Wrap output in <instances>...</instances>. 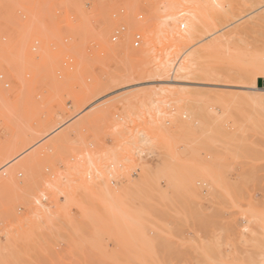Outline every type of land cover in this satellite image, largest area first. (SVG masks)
<instances>
[{"label": "rangeland", "instance_id": "374dc122", "mask_svg": "<svg viewBox=\"0 0 264 264\" xmlns=\"http://www.w3.org/2000/svg\"><path fill=\"white\" fill-rule=\"evenodd\" d=\"M173 1L0 0V264H264V0Z\"/></svg>", "mask_w": 264, "mask_h": 264}, {"label": "bare ground", "instance_id": "6f19581e", "mask_svg": "<svg viewBox=\"0 0 264 264\" xmlns=\"http://www.w3.org/2000/svg\"><path fill=\"white\" fill-rule=\"evenodd\" d=\"M172 2H174V1L172 0ZM182 2L185 5L184 6L183 5H180V6H182L185 9L179 10L178 13L168 12L166 15H164V17L162 19L163 22L161 23L162 25H164V26L167 27V26H169L168 25V22L169 21L176 23V20L178 19V17H180L181 15H185L184 17H182V23H181L180 26H182L183 28H185V26H186V30L182 34H177L176 37L171 36L172 40L174 42L178 43V44L179 43H185V42H188V41H192L196 37V34L198 32H200L202 29H204V27H205L207 9L208 8H214L215 6L217 7V6L220 5L219 4V0H182ZM262 21H264V18L262 19ZM258 24H260V23H258ZM134 27H139V25L138 24H135L133 22L128 23V33L126 32V34L124 35V37L127 36L129 34V30L131 28H134ZM204 30H206V28ZM208 37H209V35H208ZM158 39H159L158 38V34L154 30L153 31H148V33L146 35V41H145L146 47H145V49L133 53L132 56L135 57V58H139V59H145V58L147 59V58H149L150 57V53L152 52V49L155 47V43H156V41ZM102 43L104 44L103 47H106L105 46V41L103 39H102ZM121 49L122 50H126V51L128 50L127 49V46H125V45L124 46H118V47L113 48L111 50H112V52H116V51H121ZM191 55L192 54H189L187 52V50H185L182 53V55H181V59H182L181 62L178 65L174 66V67L172 66L171 68H174V70H176L178 73H188V72H190L191 69H192V66H193V64L190 61ZM196 57H198V56H196ZM166 58H167V56H166ZM257 61L258 62H256V63L258 65H260L259 68L260 69H264V60L263 61L257 60ZM259 62H260V64H259ZM171 65H172V61H166L165 63H160L159 66L155 68V71H158V70L161 71V69H163V71H165ZM256 67H257V65H256ZM259 68L257 67V68H255V70L258 71ZM260 69H259V71H260ZM256 74H259V73L256 72L255 75ZM255 75L253 76L254 78H255ZM252 78H251V81L248 83V85L246 87H242V88L245 91H249V92L250 91H253L254 93H256V92L257 93L256 94H253V93L250 92V94H247L245 96V99H246L248 105L256 113H258L259 115H261V116L264 117V97L263 98L261 97L262 94H264V89L263 88L262 89L261 88L258 89L257 86H255V82H254L255 80L252 79ZM12 156H14V155H12ZM19 156H20V154L18 153V155L16 157L14 156L13 159L15 160ZM86 156H87V154H86ZM9 158L11 159V157H9ZM9 158H7V159L10 160ZM3 161L4 162L7 161L6 158ZM85 163H86V169H85V171L88 172L89 169H88L87 166H90L91 165V160H90L89 157L87 158V160H86ZM8 164H9V162L8 163L6 162V163H4V165H1L0 166V170H2L3 168H5V166H7ZM24 164L26 165V162L25 163L16 164L12 168L10 167L11 169H9L8 177L7 178L6 177L5 178L0 177V187L1 186H4V185H7L8 183H10V185L13 184L16 187L15 181H14L15 180L14 179L15 171L18 168H24ZM89 168L91 169L92 167H89ZM1 175H2V173H1ZM3 175H6L7 176V173H5Z\"/></svg>", "mask_w": 264, "mask_h": 264}, {"label": "built area", "instance_id": "2783aa9c", "mask_svg": "<svg viewBox=\"0 0 264 264\" xmlns=\"http://www.w3.org/2000/svg\"><path fill=\"white\" fill-rule=\"evenodd\" d=\"M138 43H136L135 45H137Z\"/></svg>", "mask_w": 264, "mask_h": 264}]
</instances>
